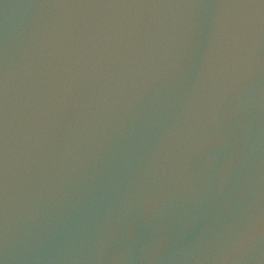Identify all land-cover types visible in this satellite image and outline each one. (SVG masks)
Listing matches in <instances>:
<instances>
[{
    "label": "water",
    "instance_id": "95a60500",
    "mask_svg": "<svg viewBox=\"0 0 264 264\" xmlns=\"http://www.w3.org/2000/svg\"><path fill=\"white\" fill-rule=\"evenodd\" d=\"M0 264H264V0H0Z\"/></svg>",
    "mask_w": 264,
    "mask_h": 264
}]
</instances>
